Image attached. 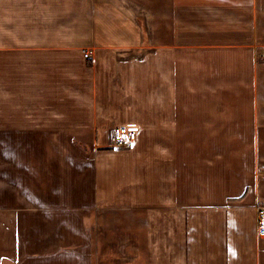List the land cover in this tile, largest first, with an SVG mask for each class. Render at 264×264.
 <instances>
[{"label": "crops", "instance_id": "obj_1", "mask_svg": "<svg viewBox=\"0 0 264 264\" xmlns=\"http://www.w3.org/2000/svg\"><path fill=\"white\" fill-rule=\"evenodd\" d=\"M261 52L264 0H0V264H264Z\"/></svg>", "mask_w": 264, "mask_h": 264}, {"label": "built area", "instance_id": "obj_2", "mask_svg": "<svg viewBox=\"0 0 264 264\" xmlns=\"http://www.w3.org/2000/svg\"><path fill=\"white\" fill-rule=\"evenodd\" d=\"M88 56V52H85ZM261 57L264 56V52H261ZM136 138L134 130L129 129L125 126H115L112 128L108 136V144L111 147H125L131 144ZM256 232L259 237L264 238V204L257 208L256 213Z\"/></svg>", "mask_w": 264, "mask_h": 264}, {"label": "rangeland", "instance_id": "obj_3", "mask_svg": "<svg viewBox=\"0 0 264 264\" xmlns=\"http://www.w3.org/2000/svg\"><path fill=\"white\" fill-rule=\"evenodd\" d=\"M263 58H264V56H263ZM70 141H71V144L73 143V144H77L78 145L79 152L81 154L89 153V151H90L89 149L91 148V145L89 143H84L83 141H80V140H77V139H73V137L70 138Z\"/></svg>", "mask_w": 264, "mask_h": 264}]
</instances>
